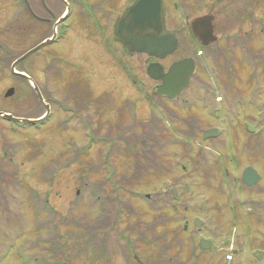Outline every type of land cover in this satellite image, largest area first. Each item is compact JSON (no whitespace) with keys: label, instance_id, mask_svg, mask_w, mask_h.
<instances>
[{"label":"rangeland","instance_id":"rangeland-1","mask_svg":"<svg viewBox=\"0 0 264 264\" xmlns=\"http://www.w3.org/2000/svg\"><path fill=\"white\" fill-rule=\"evenodd\" d=\"M210 1L213 9L208 8ZM210 1L201 13L216 12V20L226 27L224 32L251 31L255 57L264 56V0ZM19 6L20 0H0V59L7 63L0 66V112L37 118L45 112L42 105L50 104L51 114L42 126L19 127L13 123V134L5 132L0 123V168L7 165L3 149L12 145L13 150L10 177L4 180L5 174L0 173V264H35L38 261L32 259L36 256L43 264H52L56 257L47 260L52 253L47 254L49 250L57 253L51 237L57 234L61 235L66 264H131L113 251V239L109 247L113 256L107 259L102 244L104 222L97 223L95 218H104V212L96 195L94 200L93 190L100 197H117L120 207L126 208L119 229L124 233L130 230L132 247L146 264H171L169 257L171 261L189 260L188 264H194L181 232L185 221L191 226L194 217L202 219L205 226L199 232L192 230L193 238H210L223 232L235 237L238 227L253 228L252 219L240 215L237 205L242 201L240 174L246 164L260 171L257 189L264 200V138L260 136L264 134V82L257 84L256 77L253 81L247 78V63L240 62L237 74L233 73L229 65L232 61L223 53L218 65H201L183 93L191 104L189 111L174 106L181 104L180 100L166 102L153 95L157 83L146 74L147 65L153 61L166 70L175 57L182 56L186 42L164 59L138 52L131 57L125 54L123 72L114 51L107 53L101 40H76L72 32L68 40L46 45L15 65L13 69L24 75L19 76L10 72L9 64L41 43L37 23L22 18ZM85 43L92 49L94 68L88 66L89 56L80 53ZM66 52L69 58L63 56ZM239 52L238 57L246 60L244 49ZM98 63L101 66L97 67ZM260 70L258 66L257 72ZM25 76L37 87L41 100ZM82 84L88 86L87 95L79 94ZM9 89L12 94L6 95ZM62 96H67L75 109H83V117L87 112L82 101L90 96L95 132L112 139L91 140L83 129L74 130V122L79 120L70 111V119L63 126L65 121L58 119L56 104ZM236 98L243 105L237 106L239 117L234 120ZM245 119L255 127L254 137L245 135ZM209 127L221 133L209 141L200 140V134ZM193 128L196 137L191 135ZM171 137L180 142L170 141ZM187 159L188 167L183 171L180 166ZM104 164L113 168L111 174L118 185L115 193L111 189L114 185L104 182ZM171 190L176 191L178 201L170 197ZM5 205L7 219H1ZM38 221L44 226L38 228ZM43 233L47 235L46 251L42 245L28 242L27 246V240ZM170 240L173 248L169 252ZM204 256L203 260H219L212 249Z\"/></svg>","mask_w":264,"mask_h":264},{"label":"flooded vegetation","instance_id":"flooded-vegetation-1","mask_svg":"<svg viewBox=\"0 0 264 264\" xmlns=\"http://www.w3.org/2000/svg\"><path fill=\"white\" fill-rule=\"evenodd\" d=\"M209 1L210 0H204V1L203 0H162L163 18H164L165 27L169 32L173 33V35L177 40L175 51L168 56H172L177 51L180 44L186 42V46H185L186 49L182 53V56L175 57L170 62L169 65L183 58L192 59L195 64V73L191 77L192 79L199 72L200 68L202 67L201 65L214 66V63L218 65V62L223 61V55H224L223 53H225V54H230V60L232 61L231 64L233 66L232 67L233 73L235 72L237 74L238 72L237 68H239L240 62L247 63L244 64L246 65L247 78L256 77L257 84L259 82H264V56H261L260 59L258 56L255 57V52L253 51L254 49L252 48L253 47L252 32L251 31L247 32L244 29H242L241 32L239 33L238 32L235 33L236 31H234V33L232 34L230 32H224L226 27L225 26L223 27L221 22L216 20V16H215L216 12L213 13L212 11L209 10L201 13L202 11L201 9H204ZM133 2L134 0H20L19 8L22 14L21 16L22 18H25L27 22L33 21L37 23L39 27V32L37 34L38 36L37 35L36 36L37 38L39 37L38 39L41 40L40 42H42L43 40H51L49 45L61 44L62 40H68L72 32H74L76 40H101L102 45L106 49L107 53H109L110 51L111 52L114 51L113 53H115V55L117 56L116 60L118 62L119 68H121L122 71L125 72L126 61L124 62V59L126 60V58L124 57V55L128 54V56L131 57L135 52L134 53L126 52V50L121 45L118 37L114 32V27L117 19L127 10V8ZM208 8L213 9V5L211 1L208 5ZM202 18L203 20L200 21ZM244 20L246 21V23H249L246 17ZM249 28H252V26ZM222 29L224 30L222 31ZM108 40H112L113 45L110 44ZM38 44L39 42L34 44L32 47ZM42 48H40L39 50H41ZM241 48H243L245 51L246 60H243L242 58L238 57L240 56L239 50ZM39 50H37L36 52H38ZM91 50L92 49H90V46L86 43L81 44L80 46V53H82L83 56L85 57L89 56L87 60H89L91 63H89L88 66L94 68V63H92L91 61V57H92ZM100 55L104 56V54H100ZM63 56L69 58L68 52H66V54L64 53ZM225 60L227 61L228 59L225 58ZM254 62L257 63L255 66H254ZM6 65H7L6 61L4 62V60L1 58L0 66H6ZM11 65L12 64L10 63L9 64L10 72L13 74ZM99 65L101 66V63H98L97 67ZM81 66L83 65L81 64L80 66L77 67H81ZM258 66L261 69L260 72H257ZM166 70L163 67V71ZM74 77L76 78V82H77L78 78L75 74ZM71 81L74 82V80ZM156 83L157 84L154 85V89L151 91L153 95L158 96L160 100L163 99L164 101L168 100L170 102L173 101L177 102L178 100H180L181 104L176 103L174 106H176L177 108L183 111L185 110L189 111L192 109L190 108L191 104L188 102V100H186L185 97H183V93L187 91L191 83H189V85L185 89L181 90L176 96L169 99L158 94L157 86L159 85V81H156ZM87 88L88 86L82 84L79 94L86 93L87 95V92L89 91V89ZM91 92L92 90H90V93ZM120 93L123 94L122 92ZM89 97L90 96H87V100L85 101L83 100L84 102L82 101V105L87 112L86 117H83L82 113H80V111H83V109H81L82 107H80L81 110L75 109V106H73L74 104L72 105L68 103L67 96L64 97L62 96L61 100L56 101L58 113L60 114L58 116V119H60L61 121L62 120L65 121L62 123V125L64 126L66 124L67 119H70V116L68 117L67 115V111H70L71 115L79 120V122L78 121L74 122V128H75L74 130H76V128L83 129L86 132V136H88V138L91 140L94 139L111 140L112 138L99 135L95 132L94 119L92 117L93 102H91V100L93 99ZM118 97H120V95ZM238 100L239 99L236 98V101H234L235 112H234V116L232 117L234 120L238 119L239 117L236 111L237 106L243 105V103L242 102L239 103ZM125 103H128V101H126ZM209 103L214 104L215 102L209 100ZM209 103L206 102V107L210 106ZM42 106L45 109L44 105ZM48 106H49L48 114L45 115L46 110H44L45 111L43 114L44 118L42 119L43 115L37 117L41 119L39 122L41 126L50 118L51 105L49 104ZM132 109L133 107L131 108V110ZM120 110L121 109L119 108L117 112H119ZM131 112L133 113V110ZM3 113L8 114L9 116H13L11 113L8 112H3ZM208 114L209 113L206 110L205 115ZM0 123L1 125L5 126L4 128L5 132H9L13 134L12 120H8V118L6 117L4 118L3 116H0ZM249 124H250L249 120H246V122H244L243 130L246 136L254 137L255 135H253V132L248 133L249 131L248 132L246 131L247 125ZM192 131L193 133H191V135L193 137H196L197 135L196 129L193 128ZM204 131L200 134L199 137L200 140H205L202 137ZM258 132L259 131H257L256 133ZM260 136L264 138V134H260ZM169 140L173 141V137L169 138ZM205 141H209V139H206ZM203 149L204 148L200 150L202 151ZM3 150L4 151L2 153V158L5 159L7 165L5 166V168H0V173L5 174L4 180H6L8 177H10V174L13 171L12 145L11 146L7 145L6 148ZM188 152H190V148L187 149V153ZM259 152L261 153V149L259 150ZM188 163L189 160L187 159L186 164H181L180 166L181 169L185 170L188 167ZM110 165L108 164L105 167L106 168L105 172L107 173V175L104 177V182L106 183L107 186H109L111 183L118 186L117 183L113 180V177L112 179L108 177V172L113 169L112 166ZM246 166H251V165L249 164L244 165V167ZM253 168L255 169V167ZM255 170L258 174V180L252 185L243 183L240 174V181L244 191L242 189L241 191L242 201L238 202L237 209L240 215L242 214L247 219L250 218L252 219L251 225H253L252 226L253 228L256 227L257 231L253 232V228L248 230L247 228L239 229L238 227L237 228L238 232L237 234H235V237H233L228 232H223L220 236L213 235L210 238L206 236L193 238L192 230L199 232L203 228V226H205L204 221L200 223L199 226H196L194 222L196 217H194L192 219V223L190 226L188 220H186L185 224L181 228V232L183 233L182 239H184L188 243V246H190L189 250L191 249V252L190 251L188 252H190L189 253L190 258L194 257L195 259L193 261L194 264H264V200L261 199L260 197L261 194H259L258 191L259 189H257V186L260 185L261 183L260 179L262 177L260 171H258L257 169ZM4 174L1 175V177H3ZM115 192H117V189L113 193ZM103 198L105 204H103L104 238L102 240V244H103V249L107 251L106 253L107 259L113 256L112 254L110 255V249H109V247H111L110 241L111 239H113L114 246H112L111 248L119 256V258H121L123 262L128 260L131 262V264H146L143 263L141 260H139L138 255L134 253L135 250L134 248L132 249L124 244L125 242L123 236L128 234L130 230L125 234L119 229V223H120V219L123 218V215L125 213V212L123 213V211H125L126 208L120 207L117 201V197L115 196L113 197L104 196ZM174 200H178V199L174 198ZM106 203L111 205L109 206ZM7 206L8 205H5L1 209V213H2L1 219H5V218L7 219V215H5V209H6L5 207ZM134 230L135 229H132L131 231ZM44 233L41 236L35 237L34 240L32 239L27 240V246H28V242L29 244L32 243V245L34 246H41V245L44 246L43 245ZM174 236L177 235L174 234ZM200 239H206L207 241L206 243L209 244V247L207 249L202 250L200 248L199 245ZM180 241H181V237H180ZM169 242L170 244L167 245V248H169V252H170L173 248V242L171 240ZM32 245H30L29 247L34 248V246ZM179 249H184V248L180 247ZM211 249L213 250V256L216 259H219L218 262L203 260L205 258L204 256L205 252ZM196 253L197 255H195ZM238 257H242V260H239ZM170 259L172 258L169 257V261H170L169 263L171 264H188L189 261V260L171 261Z\"/></svg>","mask_w":264,"mask_h":264},{"label":"water","instance_id":"water-1","mask_svg":"<svg viewBox=\"0 0 264 264\" xmlns=\"http://www.w3.org/2000/svg\"><path fill=\"white\" fill-rule=\"evenodd\" d=\"M202 20L203 18L200 21ZM114 32L127 53H145L158 59H163L171 54L177 44L173 33L165 28L161 0H135L117 19ZM50 41L41 42L15 60L12 64L13 73L24 76L13 69L15 65L40 47L49 44ZM194 69L195 66L192 59L183 58L173 62L166 72L163 71L160 64L150 63L146 68V73L150 79L160 81L157 86L159 94L173 97L189 84ZM34 89L41 100L37 87L34 86ZM10 94H12V89H9L6 93V95ZM45 108L48 110V105H45ZM0 115L14 122L25 121L32 123L34 121L11 117L1 112ZM257 180L258 175L251 167L244 169L242 173V181L244 183L252 185ZM173 194L175 195V191H173ZM196 225H198L197 221ZM200 247L204 249L206 243L204 241L200 242Z\"/></svg>","mask_w":264,"mask_h":264},{"label":"trees","instance_id":"trees-1","mask_svg":"<svg viewBox=\"0 0 264 264\" xmlns=\"http://www.w3.org/2000/svg\"><path fill=\"white\" fill-rule=\"evenodd\" d=\"M229 57V56H228ZM230 59V58H229ZM219 63V62H218ZM217 65V64H216ZM52 238L54 239V244H55V247H56V249L57 248H59V244L61 243V242H59L57 239L59 238L58 237V234L57 235H54V236H52ZM58 246V247H57ZM58 250V249H57Z\"/></svg>","mask_w":264,"mask_h":264}]
</instances>
